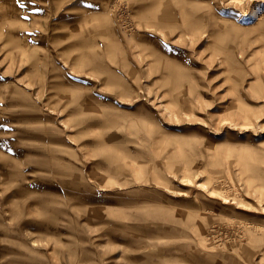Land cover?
<instances>
[{
  "label": "rangeland",
  "instance_id": "obj_1",
  "mask_svg": "<svg viewBox=\"0 0 264 264\" xmlns=\"http://www.w3.org/2000/svg\"><path fill=\"white\" fill-rule=\"evenodd\" d=\"M0 264H264V0H0Z\"/></svg>",
  "mask_w": 264,
  "mask_h": 264
}]
</instances>
